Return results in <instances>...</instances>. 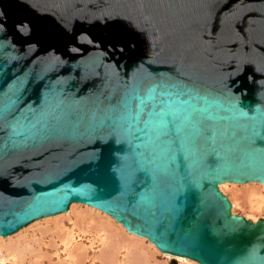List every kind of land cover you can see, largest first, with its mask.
Here are the masks:
<instances>
[{"label": "water", "instance_id": "water-1", "mask_svg": "<svg viewBox=\"0 0 264 264\" xmlns=\"http://www.w3.org/2000/svg\"><path fill=\"white\" fill-rule=\"evenodd\" d=\"M264 0H0V235L85 204L198 264H264Z\"/></svg>", "mask_w": 264, "mask_h": 264}, {"label": "bare ground", "instance_id": "bare-ground-1", "mask_svg": "<svg viewBox=\"0 0 264 264\" xmlns=\"http://www.w3.org/2000/svg\"><path fill=\"white\" fill-rule=\"evenodd\" d=\"M218 189L227 196L232 213H243L241 215L245 218L252 216V221L264 214V184L254 181L244 183L225 181L218 184ZM64 218L71 220V226L63 225ZM30 228H33V233L34 229H39L40 237L47 238L46 243L44 242L46 245H61L62 257L57 256L55 264H165L163 261L171 258L177 259L179 264H198L186 257L160 252L147 239L127 232L104 212L76 202L70 203L64 212L35 219L11 234L0 235V251L5 248V255L0 258V264L42 263L41 257L45 253L40 247L37 250L31 246H34L35 242L40 246L43 239L34 238V244L27 247L25 237L28 236L24 233L28 235ZM14 233L16 234L12 235ZM48 259L50 260V257Z\"/></svg>", "mask_w": 264, "mask_h": 264}, {"label": "rangeland", "instance_id": "rangeland-1", "mask_svg": "<svg viewBox=\"0 0 264 264\" xmlns=\"http://www.w3.org/2000/svg\"><path fill=\"white\" fill-rule=\"evenodd\" d=\"M223 194H225V193H223ZM245 214L247 213V212H244ZM238 214H243V213H238ZM252 216H249V217H247V218H249V219H251L252 220V218H251ZM258 218H264V214H261V215H259L258 216ZM69 220V221H68ZM254 220V219H253ZM63 222V225H65L66 227H69V226H71V220L69 219V218H64L63 220H62ZM27 227V226H26ZM43 227V225L40 227V228H42ZM25 228V227H24ZM23 229V228H22ZM22 229H20V230H22ZM33 228H30L28 231L29 232H27L28 233V235H26V233H24V235L25 236H28V237H25V238H27L26 239V241H27V247H30V245H33L34 243H33V241H34V238L35 239H38L41 235H39V234H41L40 232H39V229H34L35 230V232L33 233V230H32ZM19 230V231H20ZM17 233V232H16ZM16 233H14V234H12V235H15ZM34 237H33V236ZM11 236V235H10ZM31 236V237H30ZM36 236H38L37 238H36ZM7 237H9V236H7ZM24 237H22V239L24 240L25 238ZM3 238H6V237H3ZM29 238V239H28ZM41 239H43L42 241H43V243H40L41 245L40 246H38L37 245V242H35L36 244H34V246H31L32 247V249L35 247L36 249L38 248L39 249V247H40V249L42 250V252H44L45 254H47L46 252H48V254L47 255H43L42 254V257H41V262L42 263H40V264H55L56 263V261L58 260V258H57V256H61L62 257V248H61V245L60 244H57L56 246L54 245L53 246V244H45L46 243V241H47V238L45 237V236H43V238L42 237H40ZM31 239H32V241H31ZM45 242V243H44ZM32 243V244H31ZM38 244H39V242H38ZM43 244V245H42ZM45 245V246H44ZM51 246V248H49ZM45 247V248H44ZM54 248H56V249H54ZM37 249V250H38ZM59 249V250H58ZM2 251H0V258L1 257H3V255H5V248H2L1 249ZM46 251V252H45ZM57 251L59 252V253H57ZM53 252L55 253L54 255H53ZM52 254V256H50L51 254ZM61 253V254H60ZM57 254H59V255H57ZM44 256V257H43ZM50 257V260L48 259ZM60 259V258H59ZM159 259H162L161 257H159ZM53 261H54V263H53ZM7 262H9V261H7ZM165 264H179L178 263V260L177 259H175V258H171V259H168V260H166V261H163ZM25 264H27V262H25ZM28 264H31V263H29L28 262ZM33 264V263H32Z\"/></svg>", "mask_w": 264, "mask_h": 264}]
</instances>
